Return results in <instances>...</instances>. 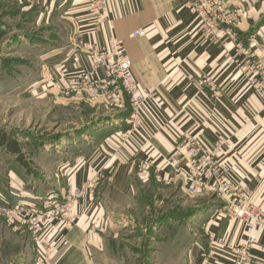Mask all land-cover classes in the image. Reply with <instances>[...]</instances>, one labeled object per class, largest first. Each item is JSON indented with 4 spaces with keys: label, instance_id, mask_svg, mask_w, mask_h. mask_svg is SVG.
I'll list each match as a JSON object with an SVG mask.
<instances>
[{
    "label": "crops",
    "instance_id": "1",
    "mask_svg": "<svg viewBox=\"0 0 264 264\" xmlns=\"http://www.w3.org/2000/svg\"><path fill=\"white\" fill-rule=\"evenodd\" d=\"M183 3L184 0H110L112 35L122 43L135 80L140 88L156 89L154 99L147 103L137 122L144 136L132 131L128 121L123 122V94L109 86L110 98L99 99V118H95L109 121L84 133L87 136L83 140L88 142L82 155H76L74 139L69 149L63 148V141L39 146L33 162L40 171L33 174L27 173L23 158L16 160L3 148L14 160L5 155L10 166L6 169L0 165V201L9 205L22 203L39 208L46 201H60L67 184L78 187L92 183L95 195L84 197L74 208L77 221L72 227L52 222L45 228L47 237L57 245L51 264H129L140 259L139 254L127 251L142 242H127L120 236L125 231L135 232L139 214H147L149 197L135 184L139 183L142 190L149 186L160 189L165 197L185 206L187 192L179 179L170 185L156 180L157 174H167L161 157L171 155L183 136L209 146L218 137H226L227 146L219 159L230 167L232 178L261 202L264 100L248 86V74L240 72L232 62H242L251 54L261 66L257 75L264 73V0H220L222 8L238 7L244 13L239 24L229 28L231 34L223 27L217 40L204 39L203 30L198 29L197 20ZM0 7L18 11L19 17H34L35 31L43 41L38 47L43 48V60H49L41 64V78L34 85L53 91L59 81L74 80L88 68L86 56L70 41L78 23L85 19L82 0H0ZM136 31L142 33L134 36ZM110 36L103 28L83 40L104 47ZM99 76L104 77L101 70ZM203 77L212 78V90L199 83ZM181 155L182 159L186 157L184 147ZM146 163L152 168L142 173ZM203 194L190 196L199 199ZM222 210L205 214L208 245L195 242L189 246L196 264H203L205 251L213 263L229 264L232 247L246 239L241 224L226 218ZM96 218L100 222L93 230ZM178 223L185 231V224ZM183 237L184 242H164L168 256L161 259L170 257V262L175 261L177 247L179 259L187 260L185 233ZM253 238L251 264H264V229L256 231ZM147 244V248L154 249V243ZM146 261L155 264L154 254L146 256ZM0 264H36V248L29 232L15 231L1 220Z\"/></svg>",
    "mask_w": 264,
    "mask_h": 264
},
{
    "label": "built area",
    "instance_id": "2",
    "mask_svg": "<svg viewBox=\"0 0 264 264\" xmlns=\"http://www.w3.org/2000/svg\"><path fill=\"white\" fill-rule=\"evenodd\" d=\"M82 1L85 19L78 23L77 32L72 34L74 38H70V41L73 48L86 56L89 66L77 78L68 81L69 87L92 102L110 98L109 86L125 93L131 109L128 121L130 129L141 134L137 122L147 103L154 99L156 89L140 88L135 80L131 62L122 43L112 35L114 28L110 16V0ZM183 6L195 17L198 29L203 30L204 39L207 40L220 38L219 33L223 27L227 34H231L229 28L238 25L244 13L238 7L232 10L222 8L220 0H184ZM103 28L111 34L104 47L93 41L83 40L84 36H93ZM141 33L136 31L134 36ZM232 40L236 41L233 34ZM236 47L240 49L242 45L236 43ZM246 57L242 62L232 63L240 72L248 74V86L255 91L258 98L264 100V73L258 76L260 64L253 61L251 54ZM100 70L104 73L103 78L99 76ZM199 83L210 90L214 88L211 77L200 78ZM119 135L126 137V134ZM226 146L227 139L224 136L218 137L210 146L193 137L183 136L181 142L175 144L171 155L161 157L163 171L167 174H157L156 180L160 184L170 185L175 179H179L189 195L213 192L223 200L224 216L238 221L246 233V239L231 249V264H249V251L255 242L253 234L264 229V193L261 195V202H257L256 194L232 178L230 167L219 159ZM183 147L186 151L184 159L181 155ZM151 168L152 165L146 163L141 167V172L147 173ZM92 193L93 187L89 182L78 187L68 185L61 201L49 200L39 208L22 203L0 206V218L15 231L27 229L36 248V264H51L57 245L47 237L45 228L52 222H61L66 227H72L77 221L73 214L74 208ZM99 222V219H95L92 229Z\"/></svg>",
    "mask_w": 264,
    "mask_h": 264
},
{
    "label": "rangeland",
    "instance_id": "3",
    "mask_svg": "<svg viewBox=\"0 0 264 264\" xmlns=\"http://www.w3.org/2000/svg\"><path fill=\"white\" fill-rule=\"evenodd\" d=\"M34 27L33 16L19 17L18 11L0 7V135H6L8 140L19 143L24 150L22 158L25 160L27 173L31 171L33 174H38L40 170L34 165L33 154L38 151L39 146L63 141V148L69 149L73 146L72 139H74L76 155H82L88 142L83 140V137L87 136V133L96 125H103L109 120H95L96 117L99 118L98 102L87 100L85 96L70 89L68 79L59 81L53 91L50 87L41 89L34 85L35 81L41 78V64L49 61L43 60V48L38 47L43 41L37 36ZM121 94H123V110L125 111L122 120L126 123L130 121L131 110L127 96L123 92ZM86 131L88 132L84 134ZM6 146L0 142V159L3 160L0 165H5L7 169L10 163L6 161L5 155L9 160H14L8 155V151H5ZM16 160L19 159L16 158ZM135 187L141 192L146 190L144 192L145 196L149 197V207L147 214H139L135 232L120 233L121 238L127 242H142L138 247H129L127 254L141 256L140 259H135L133 260L135 262L129 264H147L146 256L150 257L152 253L155 264H196L193 258L194 251L189 246H193L195 242L208 245L204 225L205 214L210 215L216 209L224 208L225 202L213 192H204L199 199L185 193L186 205L183 206L177 200L165 197L160 189L153 190L149 186L148 189L146 187L142 190L139 183H136ZM92 195L93 197L95 195L94 188ZM0 206L10 205L0 201ZM0 220L6 224L4 219L0 218ZM179 221L185 224V231L179 228ZM93 230H96L95 226ZM184 233L185 241L188 242L187 260L179 259L177 247L174 248L175 261L170 262V257L161 259L163 255H167L164 242H184ZM147 242L154 243V249L147 248ZM253 245L249 251V264L252 261ZM210 257V253L205 251L203 264H216L210 260Z\"/></svg>",
    "mask_w": 264,
    "mask_h": 264
},
{
    "label": "trees",
    "instance_id": "4",
    "mask_svg": "<svg viewBox=\"0 0 264 264\" xmlns=\"http://www.w3.org/2000/svg\"><path fill=\"white\" fill-rule=\"evenodd\" d=\"M0 142L3 145H7L6 149L9 153L16 156V158H18V159H22L21 147L17 141L8 140V137L6 135L1 134L0 135Z\"/></svg>",
    "mask_w": 264,
    "mask_h": 264
}]
</instances>
